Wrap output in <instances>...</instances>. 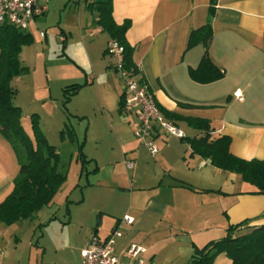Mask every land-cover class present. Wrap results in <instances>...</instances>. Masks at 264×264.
I'll return each mask as SVG.
<instances>
[{
    "label": "crops",
    "instance_id": "1",
    "mask_svg": "<svg viewBox=\"0 0 264 264\" xmlns=\"http://www.w3.org/2000/svg\"><path fill=\"white\" fill-rule=\"evenodd\" d=\"M209 4L210 0H114L113 12L119 24L127 18L132 21L126 38L134 46L137 77L148 84L160 108L182 117L206 119L210 122L211 138L230 135V151L234 155L264 160V0H218L211 20L214 36L209 54L224 75L211 82H199L192 78L190 69L199 65L205 48L197 45L187 49V42L190 31L207 22ZM49 12L48 7L43 17L48 19ZM39 18L32 24L36 33L30 30L34 42L24 46L20 54L25 65L29 61L26 48H36L39 41L49 42L47 33L45 37L40 35ZM80 27L83 38L89 40V47H95V40L104 35L98 24L90 30L84 23ZM61 33L67 35L64 27ZM108 36L107 45L111 40ZM66 39L67 36L63 41ZM107 45L100 53L101 61L93 59L88 50L87 57L82 56L86 65L76 54H70L93 77H86L87 85L71 100L84 89L92 88L94 96L88 101L93 102H87L86 108L91 109L98 122H111L112 128L116 126L120 133L122 131L123 136H117L116 150L111 147L109 152L85 153L98 163L91 169L96 177L91 186L103 188L102 194L112 188L121 198L95 199L94 211L108 214L106 218L101 217L98 226L89 223L85 215H77L72 208L70 219L53 238L55 255H51L47 246L39 247L43 232L33 242L34 233L23 240L16 232L9 235L0 227V264H81V250L89 244L93 234L104 238L115 228L122 232L116 242V254L120 258L127 260L128 249L135 243L147 248L142 255L147 264H193V243L203 246L222 237L229 224L247 220L246 227L239 233L264 224V194L253 193L255 185L243 184L240 174L234 175L233 171L218 168L209 159L192 153L189 138L203 136L204 130L194 127L185 118L165 116L183 131V136L155 125L148 137L158 146L155 154L142 145L139 138H134L136 118L125 105L120 106L125 82L120 71L115 73L119 79L115 78L113 62L104 59ZM99 64L101 69L96 67ZM28 74L13 80L17 89L14 101L22 108L25 127V118L30 121L28 116L36 113L33 107L37 104L31 98L27 102L31 86L35 84L32 81V85L29 84ZM37 86L32 95L39 92L43 101L52 99L53 113H56L61 108L62 91L54 97L49 83ZM237 90H241L242 99L234 95ZM23 94L29 97L22 99ZM124 115L129 117L128 121L123 119ZM26 129L33 137V130ZM128 160L135 161L134 167L127 165ZM103 164L108 167V177L101 175ZM19 170L16 152L1 134L0 125V202L13 190ZM85 202L87 204L88 200L80 199L77 204ZM125 215L133 216L134 222H124ZM73 227L76 229H71ZM67 230L71 235L63 241L60 236ZM67 245L72 248L71 257H60L61 246ZM213 264H232V260L221 253Z\"/></svg>",
    "mask_w": 264,
    "mask_h": 264
},
{
    "label": "trees",
    "instance_id": "2",
    "mask_svg": "<svg viewBox=\"0 0 264 264\" xmlns=\"http://www.w3.org/2000/svg\"><path fill=\"white\" fill-rule=\"evenodd\" d=\"M88 9L96 11V24L110 38L118 41L123 47L122 64L132 74L139 71L134 60V46L126 38V33L132 26L130 18L118 23L114 18V0H85ZM218 0H210L208 20L200 27L190 31L187 49L202 45L205 50L196 68L190 69L192 78L199 82H211L223 77L224 73L212 61L209 48L213 40L212 17L215 14ZM34 42L31 32L20 29L8 23L0 24V125L1 134L13 146L20 163V170L14 179V188L7 197L0 202V222L7 225L33 218L44 206L50 205L66 180V172L60 168V153L54 144H51L41 128L39 115L34 113L32 118L33 137L22 124V108L15 103L17 89L13 80L21 74L30 71L20 54L26 45ZM107 52V49H106ZM88 82L72 83L64 87L65 103L71 100ZM181 105L191 104L180 102ZM66 105V104H65ZM125 105V93L120 99V106ZM166 117L172 119L185 118L194 127L204 130L201 137H190L193 154L209 159L212 165L223 170L237 172L242 179L256 186L253 193L264 194V160L244 159L230 151V135H221L211 138L210 122L203 118L182 117L174 112L161 108ZM61 139L69 136L75 139L72 129H62ZM85 141L80 145L79 159L82 170L92 161L84 152ZM96 170V169H95ZM209 191V190H208ZM69 202L67 214H69ZM56 217L52 216L47 222L40 223L38 229L48 225ZM247 220L229 224L226 233L207 242L203 246L193 243V264H213L215 258L226 254L232 264H264V224L254 226L249 231L239 233L246 227Z\"/></svg>",
    "mask_w": 264,
    "mask_h": 264
},
{
    "label": "rangeland",
    "instance_id": "3",
    "mask_svg": "<svg viewBox=\"0 0 264 264\" xmlns=\"http://www.w3.org/2000/svg\"><path fill=\"white\" fill-rule=\"evenodd\" d=\"M85 5V0H50L48 4L50 9L48 19L42 16L38 20V22L42 24L41 29L48 34L49 42L44 41L41 43L38 40L39 42L36 48H33L32 46L29 49H25V55L29 59L27 65L30 68L27 79L30 81V85H32V82L36 85L34 84L31 86L32 91H30V97L27 94H23L22 99L27 98L28 96L29 99L27 102L30 101L31 98L37 103L33 107L35 108L33 109V113H38L42 130L46 133L50 143L54 144L60 153V168L66 172V180L56 193L52 203L50 205L44 206L34 215L33 218L21 220L20 222L13 225H7L0 222V227L3 228L4 231L6 230L9 235L16 232V234L21 236L23 240H26L34 233L33 242H36L37 239L41 237V231L38 229V225L40 223L47 222L50 217L55 216L56 220H52L47 229L46 227H43V239L40 238L39 241V247L47 246L51 252V255H55V249H52L53 243L55 241L53 238L58 235L61 227L64 226L65 223H67L70 219L72 208L75 209V213H77V215H85V217L88 218L89 223L98 226L101 217L106 218L108 214H106L104 211H94L93 202L95 199L102 198L104 200L107 199L109 201H113L115 197L121 198L119 197L120 194L118 192L111 190L112 188H108L110 192L107 191L102 194L101 189L103 188L91 186L90 183L96 181V177L91 173V169L98 165V163L94 159L91 164L88 163L84 170H82V163L79 159V153L80 145L84 141V152H88L90 155L98 154V152H109L111 151V147H114L116 150L119 143L117 136H123L122 131L121 134L114 123L113 124L115 127L112 128L111 122H98L91 109L86 108L88 107L87 102H93V100L88 101L89 98L93 99L94 96L92 95V88H86L81 92V94H79L80 96L73 98V100H70L67 103L64 102L66 97L64 95L63 87H65V85L76 82H84L86 77L93 78L91 74H87L83 69L82 66L86 65V62L83 60L82 56L87 57V51L89 50V54L92 55L93 59L96 61H101L102 57L100 53L107 45V40L109 37L108 34L104 32V35L101 34V36L95 40V47L88 46L87 42L89 43V40L86 41L83 38V28L80 27V24L84 23V25H87L86 29L88 30L93 29L96 25L95 19L97 12L88 9ZM63 27L67 34V39L65 41H63V38L66 36L61 33V29ZM31 30L35 31L32 25ZM44 45L46 46V49H44ZM70 54H76L83 65L79 63L81 65L80 66L78 63H76L74 61L75 59L73 60V57H70ZM104 59L108 63L111 61L113 62L112 66L115 67L112 68V72H114L115 78L119 79L118 74H115L116 71H119L116 66L118 57L107 53V55L104 56ZM96 67L101 69L100 64ZM48 83L50 84L54 97L56 94H59L62 91V102L60 103L61 108L56 113H53L54 103L52 102V99H48L45 102L42 100L43 95L41 93L39 94L38 92L36 95H32L34 87L39 88L37 85L41 84V86H44ZM82 107L85 108L81 109ZM84 110L86 113H84ZM31 115L28 116L30 121H28L26 118L24 120V123L26 122V127L23 124L25 129L28 127L32 129ZM128 118V116H125L123 119H127L128 121ZM127 127L129 132V126ZM62 129L74 130L75 139L70 140L69 136H67L66 139L62 140L60 136ZM136 137L137 139L139 138L138 136H134L135 139ZM139 140L141 143L140 138ZM145 151L149 153L147 149ZM128 162L129 160L127 161V164ZM133 162L135 164V161ZM236 174L237 172H234V175ZM101 175L103 177L109 176L108 167L104 164L102 165ZM240 181L247 186L252 185L250 182H247L243 179ZM80 199H87V204L86 202L83 205L77 204ZM68 202V207L70 210L69 214H67ZM71 229L75 230L76 227ZM69 235H71V233L69 230H67L66 233L61 234L60 239L63 241L68 240ZM34 245L38 246L37 244ZM71 249L72 248L70 245H67L66 247L61 246L60 257H71ZM74 254L75 252H73V255ZM51 255L49 254L48 257L50 258Z\"/></svg>",
    "mask_w": 264,
    "mask_h": 264
},
{
    "label": "built area",
    "instance_id": "4",
    "mask_svg": "<svg viewBox=\"0 0 264 264\" xmlns=\"http://www.w3.org/2000/svg\"><path fill=\"white\" fill-rule=\"evenodd\" d=\"M49 2L50 0H0V24L8 23L30 32L35 20L48 11ZM40 35L45 37L46 32L41 30ZM107 52L118 57L117 67L125 82V106L135 115L134 132L141 139V143L147 146L152 154L158 152V146L148 139L155 125L173 135L183 136V131L165 117L148 84L123 67V47L118 41L111 39ZM234 95L242 99L241 90H237ZM127 165L132 168L135 164L129 161ZM134 220L130 215L123 217V221L128 224H132ZM121 235L119 228L113 229L104 238L93 234L89 244L81 250V264H147V260L142 256L147 252V248L139 244L130 245L127 260L116 254V242Z\"/></svg>",
    "mask_w": 264,
    "mask_h": 264
}]
</instances>
